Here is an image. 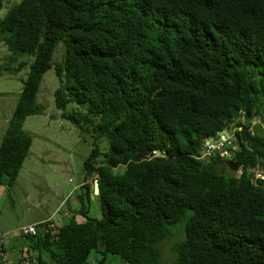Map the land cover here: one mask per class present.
Returning a JSON list of instances; mask_svg holds the SVG:
<instances>
[{
  "label": "trees",
  "instance_id": "trees-1",
  "mask_svg": "<svg viewBox=\"0 0 264 264\" xmlns=\"http://www.w3.org/2000/svg\"><path fill=\"white\" fill-rule=\"evenodd\" d=\"M0 42L12 60L30 57L9 68L30 64L0 143V185L15 184L29 154L24 121L46 109L37 96L61 42L56 106L109 142L84 162L83 194L98 180L102 217L82 195L84 220L39 222L27 235L36 264H87L94 250L163 264L161 243L188 212L174 264H264V129L252 122H264V0H21L0 18ZM225 128H235L233 158L202 157ZM154 149L164 156L149 158ZM231 161L244 170L219 169Z\"/></svg>",
  "mask_w": 264,
  "mask_h": 264
},
{
  "label": "rangeland",
  "instance_id": "rangeland-1",
  "mask_svg": "<svg viewBox=\"0 0 264 264\" xmlns=\"http://www.w3.org/2000/svg\"><path fill=\"white\" fill-rule=\"evenodd\" d=\"M2 1L0 18H4L11 7L21 0ZM64 53L65 45L61 42L55 51L53 66L45 73L37 96V103L46 107L44 113L29 115L24 121V128L32 134L33 141L18 178L12 187L2 185L0 188L1 230L51 214L53 219L61 218L59 210L67 208L68 204L77 200V195L82 191L81 188H74L86 178L85 160L96 144L103 152L109 146L106 138L97 140L92 132L82 131L66 119L62 115L63 110L56 106L55 91L61 84L66 83L65 77L61 80V76L56 73V63L63 61ZM13 54L0 42V130L2 126H8L19 101L24 80L30 71V64H26L20 71L10 70V67L18 66L20 61H30L26 53L16 54V60H12L9 56ZM73 110L87 112L84 105L70 103L67 111ZM260 126L264 129V122ZM254 129L258 130L256 127ZM208 157L209 155L204 156L205 159ZM219 169L226 174H232L231 171L234 170L225 162L220 164ZM240 172L236 171L238 174ZM62 202L63 207L59 208ZM84 203L88 206L87 214L90 217H102V205L95 195L85 199ZM77 214L78 220L85 219L84 214ZM189 214L190 212L185 214L172 228V233L162 241L163 264H174V245L184 238ZM103 257L102 253L94 250L87 264H129L115 254H107L102 261Z\"/></svg>",
  "mask_w": 264,
  "mask_h": 264
},
{
  "label": "crops",
  "instance_id": "crops-1",
  "mask_svg": "<svg viewBox=\"0 0 264 264\" xmlns=\"http://www.w3.org/2000/svg\"><path fill=\"white\" fill-rule=\"evenodd\" d=\"M7 127V125H5L4 127L2 126V129L0 130V138L3 137V134L5 133ZM92 179L93 176H89L88 178H85L80 183V185L74 188V190H78L79 188H81L82 191L77 195V200L72 201L70 204H68L67 208H61V210H59V212L61 213V218L56 217L55 219H53V214H51L49 216L27 221L26 223L18 225L16 227L6 228L4 230L0 229V232L6 233L3 244L4 255L13 260H22L23 258L30 256H33L32 258L36 259V255L39 252L38 250H40V248L36 249V243L32 241L31 238L27 237V235L21 234L19 232V229L24 225L33 223L38 224L39 222L46 221L48 219H53L57 222L58 225H62L63 223L69 221L72 216H76L78 219L79 215L77 214V212H79L82 207V200L84 199V197L88 200L87 194H83L85 191H87V189L84 188V185L88 182H91ZM1 186L2 185H0V188ZM82 195L84 196L83 199L80 198ZM60 207H63V202L59 204V208Z\"/></svg>",
  "mask_w": 264,
  "mask_h": 264
},
{
  "label": "built area",
  "instance_id": "built-area-1",
  "mask_svg": "<svg viewBox=\"0 0 264 264\" xmlns=\"http://www.w3.org/2000/svg\"><path fill=\"white\" fill-rule=\"evenodd\" d=\"M253 127L257 124H262L261 119L257 116H254L252 119ZM234 131L235 128H225L219 132L216 137H210L206 139L205 142V150L202 157L212 154L213 152L219 151L222 156L232 159L234 150L236 149V143L234 142ZM157 156H164V152L159 149L152 150L148 157H157ZM241 173V172H240ZM256 178H263L264 177V170H256L255 172ZM50 220V221H49ZM47 221V220H46ZM50 222V227L56 228L58 225L56 221L53 219H48ZM37 224H27L22 226L19 229V232L23 235H35L37 234ZM6 233L0 232V264H36L37 260L32 257H26L22 260H13L4 255L3 244L5 239Z\"/></svg>",
  "mask_w": 264,
  "mask_h": 264
},
{
  "label": "water",
  "instance_id": "water-1",
  "mask_svg": "<svg viewBox=\"0 0 264 264\" xmlns=\"http://www.w3.org/2000/svg\"><path fill=\"white\" fill-rule=\"evenodd\" d=\"M230 165L231 166L234 165V166H232V168L236 171L242 172L244 170V168L241 165H239L238 163H236L235 161H231ZM99 193H100V185H99L98 180H95V182H94V195H98Z\"/></svg>",
  "mask_w": 264,
  "mask_h": 264
}]
</instances>
